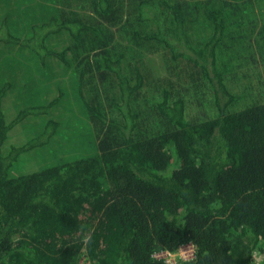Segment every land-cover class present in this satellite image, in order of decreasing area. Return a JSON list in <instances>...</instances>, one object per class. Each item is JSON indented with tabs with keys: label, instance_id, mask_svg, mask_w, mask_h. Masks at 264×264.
Wrapping results in <instances>:
<instances>
[{
	"label": "trees",
	"instance_id": "obj_1",
	"mask_svg": "<svg viewBox=\"0 0 264 264\" xmlns=\"http://www.w3.org/2000/svg\"><path fill=\"white\" fill-rule=\"evenodd\" d=\"M34 1L0 0V264H169L155 255L183 245L193 257L180 264H264V103L229 111L238 96L225 101L217 68L228 34L264 44V0L184 4L208 5L197 47L172 0H48L42 18L21 9ZM145 50H164L185 94H212L216 113L190 119L183 98L162 91L159 131L140 132ZM48 59L64 77L47 103L25 75ZM62 108L79 127L52 117ZM93 133L104 137L96 154Z\"/></svg>",
	"mask_w": 264,
	"mask_h": 264
},
{
	"label": "rangeland",
	"instance_id": "obj_2",
	"mask_svg": "<svg viewBox=\"0 0 264 264\" xmlns=\"http://www.w3.org/2000/svg\"><path fill=\"white\" fill-rule=\"evenodd\" d=\"M12 1L17 2V3L19 2V0H12ZM205 1L206 0H172L171 2V5L173 8L183 9L182 13L188 14V17L186 20L187 30H192L193 33H190L189 36L187 35V37H189V40L193 42L191 44L192 47H197L195 41H193L195 39L194 33L195 31L199 32L198 30L200 28L199 26L203 21L202 14H203V11L206 10V7H208V5H200V6L195 5L197 7L196 10L185 8L183 7V5L192 4L194 2L204 3ZM34 3L35 5L33 3H30V4L23 6V8L21 9L23 10L27 6H30L31 8H34L36 6L35 13H37L40 10L39 18H42L43 17L42 14L44 12L42 7L48 6L49 1L48 0H35ZM235 9L236 8H232L230 10V13ZM12 11H13L14 16L18 15V12H15L13 9ZM0 13H2L0 15V23H1V21L4 20L3 18L5 17H4L3 11H1ZM263 13H264V6H263ZM243 18L246 19V21H249V17L247 15L243 14ZM30 20H28L29 23H30ZM233 20H236V17H234ZM227 32L229 33V29ZM225 38L226 39L228 38L229 42L231 41L232 44L231 43L230 44L232 45V47L229 49L227 53H225V55L222 52L219 53V55L217 56L219 57V61L217 62V68L218 70H220V72L221 71L224 72L223 77L225 78L226 86L228 90L230 91L229 95L224 96L225 101H229L231 95L238 96L236 97V101H233L230 104H228L227 106L228 110L236 111V110H239L240 108L263 104L264 103V44L262 45L261 40H259L257 43L255 41L256 45L250 43V45L246 47V43L242 42L240 39L237 40V37L235 38L233 36L229 37V34H228L226 37H224V39ZM250 38L251 36L248 38V41ZM58 42H59L58 39L56 38V36H54L52 40H49L48 46L53 47L54 51H57L59 49V46L57 45ZM140 42H143V41H140ZM150 44H143V45H148L147 48H150ZM184 50H186V54L188 56H192V52H190L186 47ZM136 55H137L136 56L137 60L142 59L144 61L143 62L144 71L143 69L142 71L144 73V79H145L144 89L140 91L139 96L135 100L136 106L140 109L144 107L145 112H146L145 120H142L140 122L141 128H142V129H138L140 132H143L144 131L143 129H145L146 132H151L153 134L159 131V127L156 126L158 124H156L154 119L157 117L156 105H157L158 98L160 97V94L162 93V91L171 92V93L169 92L170 100H176V98H180V97L183 98L184 104H185V112L189 116L190 119L191 117L194 116L193 114H197L201 120H206L212 117L214 113H216V108L212 104L213 102L212 94L210 93L207 94L205 98L199 94L200 102H198V100H195L196 98L188 97L185 94L186 90L184 89V86H185L184 83L186 82H183L185 81L183 78L184 74L180 75L181 73L180 69L177 70L171 67L170 56L166 54L164 50H161L159 54H153V52L145 50L141 53L140 52L136 53ZM227 59H229L228 62H227ZM53 60H56V59H53ZM47 61H49V67L46 68L45 71L32 68L30 70V74L25 75V76L29 78L32 76H36V78L39 80V84L38 86H36V91L40 90L39 95H42V97L46 99L48 103L52 101L53 99L52 96L54 95L53 91L55 89V81L58 80L57 82L59 83L63 79L64 73H63V70L59 68L60 66H58L57 64L51 63V59H48ZM184 62H185V65L189 66V70H190L191 69L190 66H192L190 62L189 61H184ZM38 71H41V72L39 73ZM46 73L50 75L49 81H46L45 76L43 75ZM189 73L187 72V74ZM25 76H23L22 78H24ZM7 95L9 96V98H11L13 96V93L8 92ZM220 99L223 100L221 97ZM201 103H205V105L203 104L201 105ZM58 112L59 113L57 112L52 113L51 114L52 117L54 118L60 115L61 118L66 119L64 115L69 114V112L65 111L64 108H62L61 110L59 109ZM73 114L79 119L84 120L83 116H81L80 113H77L76 111H74ZM70 119L71 120H68V119L66 120L69 121V124L71 127H74V126L79 127L80 123L78 122V120L74 119L73 117H70ZM93 135H94V140L92 139V141L95 144L91 145L90 151L92 149V151L96 154L98 153V146H99L98 143L104 137L102 134L96 136V133H93ZM106 141L108 142V144H110L113 147L117 146V144L113 145L109 140H106ZM77 145L79 146L80 144L78 142H75V145L73 146H77ZM79 147L85 150L83 145H80ZM81 153H73L71 154V157L79 156ZM64 160L69 161V157H65ZM155 257L157 259H163V260L165 259L166 263H169V264H180V261L187 262L192 259L193 248L191 245H183L174 254L164 252V253L155 255ZM77 264H89V262L86 261L85 259L80 258L77 260Z\"/></svg>",
	"mask_w": 264,
	"mask_h": 264
}]
</instances>
